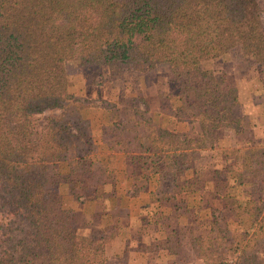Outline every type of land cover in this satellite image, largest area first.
Returning a JSON list of instances; mask_svg holds the SVG:
<instances>
[{
    "label": "trees",
    "instance_id": "obj_1",
    "mask_svg": "<svg viewBox=\"0 0 264 264\" xmlns=\"http://www.w3.org/2000/svg\"><path fill=\"white\" fill-rule=\"evenodd\" d=\"M237 44L264 63L255 0H0V264H109L113 236L81 242L62 189L76 202L95 194L114 180L119 155L142 177L139 191L156 177L151 205L201 193L200 174H186L196 153L214 149L220 130L252 136L237 86L226 73L202 68ZM67 58L112 74L167 65L180 110L201 123L202 134L156 126L133 101L74 97ZM91 108L105 112L100 153L87 147L83 111ZM57 109L37 122L36 115ZM237 158L220 208L201 198L199 206L181 204L190 249L203 264H264V146ZM162 227L165 240L152 250L177 254L175 228Z\"/></svg>",
    "mask_w": 264,
    "mask_h": 264
},
{
    "label": "rangeland",
    "instance_id": "obj_2",
    "mask_svg": "<svg viewBox=\"0 0 264 264\" xmlns=\"http://www.w3.org/2000/svg\"><path fill=\"white\" fill-rule=\"evenodd\" d=\"M255 5L264 27V0H255ZM69 80V93L82 97L109 102L133 101L141 109L149 110L156 126L166 127L178 134L199 137L202 125L191 118L189 112L180 110L178 101V82L168 72L165 64L152 71H119L112 74L106 66L81 67L74 58L65 61ZM216 74L226 73L238 88L240 113L246 115L252 127L250 139H237L229 130H220L214 149L196 153L189 163L187 177L200 174L204 187L199 194H179L175 201L160 206L149 203V193L157 187L156 177L142 185V177L131 174L121 155L117 156L114 166V180L97 188L95 194L76 202L62 189L64 204L78 215V233L81 242L90 238L112 235L106 246L109 264H203L197 260L188 243L185 228L189 221L181 208L182 202L199 206L201 198L213 208L221 207V196L232 189L231 173L240 151L246 155L251 147L264 146V63H255L241 45L228 51L215 54L202 64ZM59 109L36 115L39 124H44ZM88 121L86 127L87 147L92 153L103 151L100 140V125L105 112L100 108L83 111ZM155 134V128L148 130ZM72 132L75 130L72 128ZM239 151V152H238ZM137 173L146 174L145 170ZM141 174V175H142ZM168 182L165 184L167 185ZM245 196V194H243ZM204 214V212H203ZM163 223L175 228L174 241L179 252L172 254L164 249L152 250L164 242ZM264 258V251L262 253Z\"/></svg>",
    "mask_w": 264,
    "mask_h": 264
}]
</instances>
